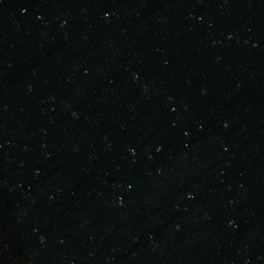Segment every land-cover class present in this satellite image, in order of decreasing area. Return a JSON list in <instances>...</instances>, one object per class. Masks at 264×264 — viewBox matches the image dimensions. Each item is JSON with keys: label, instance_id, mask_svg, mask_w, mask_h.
I'll list each match as a JSON object with an SVG mask.
<instances>
[{"label": "water", "instance_id": "water-1", "mask_svg": "<svg viewBox=\"0 0 264 264\" xmlns=\"http://www.w3.org/2000/svg\"><path fill=\"white\" fill-rule=\"evenodd\" d=\"M0 264H264V0H0Z\"/></svg>", "mask_w": 264, "mask_h": 264}]
</instances>
